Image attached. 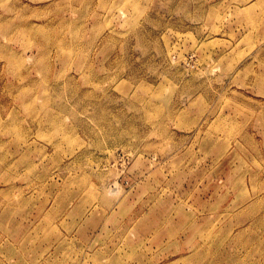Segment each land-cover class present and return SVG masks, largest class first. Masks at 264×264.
Wrapping results in <instances>:
<instances>
[{
    "label": "rangeland",
    "instance_id": "rangeland-1",
    "mask_svg": "<svg viewBox=\"0 0 264 264\" xmlns=\"http://www.w3.org/2000/svg\"><path fill=\"white\" fill-rule=\"evenodd\" d=\"M0 264H264V0H0Z\"/></svg>",
    "mask_w": 264,
    "mask_h": 264
}]
</instances>
